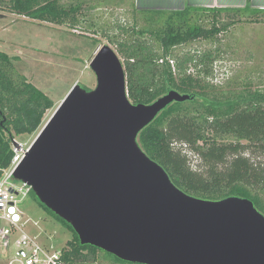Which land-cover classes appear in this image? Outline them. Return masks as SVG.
<instances>
[{"label": "water", "instance_id": "1", "mask_svg": "<svg viewBox=\"0 0 264 264\" xmlns=\"http://www.w3.org/2000/svg\"><path fill=\"white\" fill-rule=\"evenodd\" d=\"M33 139L13 176L69 223L81 244L134 264H264V215L244 197L203 199L177 187L138 145V132L173 101L129 100L124 66L107 44Z\"/></svg>", "mask_w": 264, "mask_h": 264}, {"label": "trees", "instance_id": "2", "mask_svg": "<svg viewBox=\"0 0 264 264\" xmlns=\"http://www.w3.org/2000/svg\"><path fill=\"white\" fill-rule=\"evenodd\" d=\"M6 1L14 13L70 26L81 21L78 13L85 2ZM128 3L134 24L128 29L122 24L118 26L124 33L131 32L132 38H117L114 42L124 58L129 100L148 104L171 89L189 95L187 100L168 104L144 126L136 137L138 145L184 192L208 200L228 196L248 198L264 215V164L255 160L257 155L264 156V92L254 90L211 97L196 88H204L199 76L213 75V53L200 57L172 54L175 47L196 39L213 40L226 28V25H216L218 15L243 10L193 6L176 11L138 10L133 0ZM205 16L212 18L211 25L204 23ZM137 17L142 19L141 28H137ZM147 35L152 37L156 47L145 39ZM191 64L196 74L187 72ZM53 105L43 91L17 73L10 57L0 51L1 167H6L12 157L11 139L37 132L46 110ZM174 142L184 144L194 153L201 169H192L187 154L176 148ZM29 194L70 231L72 237L64 246L63 257L68 264H90L98 254L115 263L134 264L93 245L81 244L69 223L42 204L32 190Z\"/></svg>", "mask_w": 264, "mask_h": 264}, {"label": "rangeland", "instance_id": "3", "mask_svg": "<svg viewBox=\"0 0 264 264\" xmlns=\"http://www.w3.org/2000/svg\"><path fill=\"white\" fill-rule=\"evenodd\" d=\"M71 1L76 0H60L64 4ZM108 1L112 2L105 3ZM160 1L152 4L149 0L146 4L141 0H133L138 10L176 11L187 6L182 1L168 10L165 1ZM128 2L131 0L120 3L119 0H85L78 13L81 21L76 26H70L68 23L48 22L14 13L9 10L6 0H0V51L10 57L17 73L43 91L54 103L52 108L46 110L37 132L16 136L19 141L26 146L32 142L74 84L78 83L87 90L96 86V76L90 63L100 46L109 45L124 66V58L114 40L132 38L131 32L124 33L118 26L122 24L128 29L134 24ZM202 19L205 24H212L209 16ZM137 22V28H141L142 19L137 17ZM216 22L217 26L226 25V28L213 40L199 38L172 50V54L178 57L184 54L200 57L208 52L213 53V75L205 78L199 76L204 88L197 87L196 90L211 97L254 90L264 92V25H250L248 21L229 12L218 15ZM145 39L155 44L150 35L145 36ZM170 62L173 64L172 60ZM187 68V72L196 74L192 64ZM174 146L187 154L192 169H201L199 158L184 144L174 142ZM256 159L264 164L263 155H257ZM9 180L17 187L21 184L16 178ZM20 207L28 218L26 231L29 234L36 235L45 245L66 246L67 240L72 237L70 231L41 207L31 194L22 200ZM98 255L90 264H119L104 258L102 254ZM9 260L8 251H4L0 256V264H10Z\"/></svg>", "mask_w": 264, "mask_h": 264}, {"label": "built area", "instance_id": "4", "mask_svg": "<svg viewBox=\"0 0 264 264\" xmlns=\"http://www.w3.org/2000/svg\"><path fill=\"white\" fill-rule=\"evenodd\" d=\"M31 143L26 146L16 137L12 138L10 162L6 167L0 166V256L8 251L10 264H68L63 258L64 246L45 245L36 235L26 231L29 222L20 203L32 188L22 180L18 179L19 187L9 180L14 178V170Z\"/></svg>", "mask_w": 264, "mask_h": 264}, {"label": "crops", "instance_id": "5", "mask_svg": "<svg viewBox=\"0 0 264 264\" xmlns=\"http://www.w3.org/2000/svg\"><path fill=\"white\" fill-rule=\"evenodd\" d=\"M154 3H159V0H151ZM167 5L168 10H171V6L175 7L176 4L185 1L187 6L193 7H207V8H216V7H227L232 9L243 10L242 13H233L230 11L229 13H233L234 15H238L239 18L248 21L250 25H264V0H161L160 3L164 2ZM141 2L146 3L149 0H141ZM175 5V6H174ZM183 6L180 9H183ZM149 9V8H147ZM179 9V8H178ZM260 21V22H257Z\"/></svg>", "mask_w": 264, "mask_h": 264}]
</instances>
